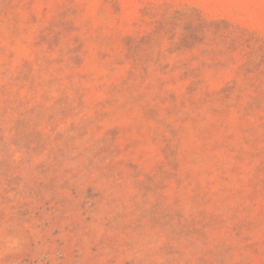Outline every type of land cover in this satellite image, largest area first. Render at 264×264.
<instances>
[{
    "label": "rangeland",
    "instance_id": "obj_1",
    "mask_svg": "<svg viewBox=\"0 0 264 264\" xmlns=\"http://www.w3.org/2000/svg\"><path fill=\"white\" fill-rule=\"evenodd\" d=\"M0 264H264V0H0Z\"/></svg>",
    "mask_w": 264,
    "mask_h": 264
}]
</instances>
